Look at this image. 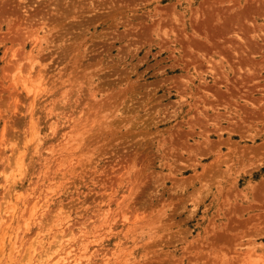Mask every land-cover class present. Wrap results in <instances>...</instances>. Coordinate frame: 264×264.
I'll return each instance as SVG.
<instances>
[{
	"label": "rangeland",
	"instance_id": "1",
	"mask_svg": "<svg viewBox=\"0 0 264 264\" xmlns=\"http://www.w3.org/2000/svg\"><path fill=\"white\" fill-rule=\"evenodd\" d=\"M0 264H264V0H0Z\"/></svg>",
	"mask_w": 264,
	"mask_h": 264
}]
</instances>
